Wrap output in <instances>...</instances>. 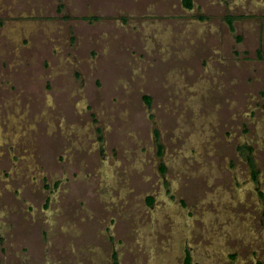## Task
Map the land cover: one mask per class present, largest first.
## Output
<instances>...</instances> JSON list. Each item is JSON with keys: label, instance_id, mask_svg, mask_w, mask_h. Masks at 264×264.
Instances as JSON below:
<instances>
[{"label": "rangeland", "instance_id": "1", "mask_svg": "<svg viewBox=\"0 0 264 264\" xmlns=\"http://www.w3.org/2000/svg\"><path fill=\"white\" fill-rule=\"evenodd\" d=\"M190 1L0 0V264H264V0Z\"/></svg>", "mask_w": 264, "mask_h": 264}, {"label": "trees", "instance_id": "2", "mask_svg": "<svg viewBox=\"0 0 264 264\" xmlns=\"http://www.w3.org/2000/svg\"><path fill=\"white\" fill-rule=\"evenodd\" d=\"M186 5L188 6V7H190V6H192V2L190 1V0H186ZM238 17H236V16H231V15H228L227 17H226V20H227V22L229 23V27H230V30L232 31V32H234L235 31V26H234V21L237 19ZM146 98V100H147V102L150 104L151 103V99L149 98V97H145Z\"/></svg>", "mask_w": 264, "mask_h": 264}, {"label": "bare ground", "instance_id": "3", "mask_svg": "<svg viewBox=\"0 0 264 264\" xmlns=\"http://www.w3.org/2000/svg\"><path fill=\"white\" fill-rule=\"evenodd\" d=\"M108 169V168H107ZM108 171V170H107ZM110 180V179H109Z\"/></svg>", "mask_w": 264, "mask_h": 264}]
</instances>
